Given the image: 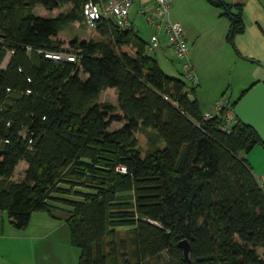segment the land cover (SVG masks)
Wrapping results in <instances>:
<instances>
[{"label":"trees","instance_id":"1","mask_svg":"<svg viewBox=\"0 0 264 264\" xmlns=\"http://www.w3.org/2000/svg\"><path fill=\"white\" fill-rule=\"evenodd\" d=\"M84 1L0 0V137L9 139L0 142V211L16 228L38 210L62 219L78 264H188L180 240L189 264H264V183L239 156L264 142L238 119L228 132L222 114L204 119L194 88L112 17L91 29L97 37L70 38L75 61L37 52L63 48L56 37L85 24ZM221 5L232 37L242 32L241 3ZM108 88L116 103L99 100ZM139 129L149 131L145 150Z\"/></svg>","mask_w":264,"mask_h":264},{"label":"crops","instance_id":"2","mask_svg":"<svg viewBox=\"0 0 264 264\" xmlns=\"http://www.w3.org/2000/svg\"><path fill=\"white\" fill-rule=\"evenodd\" d=\"M222 3L242 5L244 29L233 35L232 43L229 40L231 19L223 13L221 3L215 5L209 0H173L165 15L171 20L178 21L182 26L184 37L189 44L188 57L197 75V81L191 86L195 95L200 94L201 102L211 104L210 109L204 112L214 109L215 102L221 99L219 95L225 96V93L229 92V95L225 96L227 98L222 101L233 105L234 100L238 99L244 90L256 82L264 81V0H222ZM144 6L151 9L152 0H134L129 10L131 26L138 34L139 28L136 29L132 22L130 12L135 8V16H144L140 12ZM65 7L69 9L70 5L66 4ZM46 11L41 10L39 15L48 14ZM50 12L55 15L58 10ZM145 20L146 26L152 31L146 39L139 35L147 43V53L154 56L160 64L161 59L164 60L166 57L152 53L163 46L160 40L162 33L166 36L165 30L164 28L157 30L146 17ZM83 31L87 32L89 37L96 36L89 28H84ZM75 33L74 35L80 38H86L80 32ZM171 49L174 55L173 48ZM177 70L179 71V68ZM204 95L207 97L206 100ZM239 156L247 158L255 173L250 153L244 152ZM24 167L22 164L21 172ZM257 180L264 183V174ZM68 240L69 231L66 223L46 211H34L29 223L23 228L14 227L6 212L0 211V264H66L68 260L69 264L72 262V249Z\"/></svg>","mask_w":264,"mask_h":264},{"label":"built area","instance_id":"3","mask_svg":"<svg viewBox=\"0 0 264 264\" xmlns=\"http://www.w3.org/2000/svg\"><path fill=\"white\" fill-rule=\"evenodd\" d=\"M172 1L152 0V8L148 9L147 6H144L140 9V12L155 29L159 30L160 28H164L167 42L173 48L175 58L180 62L184 78L189 80L190 84H194L197 81V75L188 57L189 45L184 37L182 26L178 21L171 20L165 16L168 13ZM133 2L134 0H104L102 2L98 0H85L82 6L84 22L89 28H93L102 17H112L121 28H128L131 26L128 15ZM25 48L27 52L32 50L31 45H26ZM36 51L43 53L45 58L56 62L76 60V54L66 48L58 50L37 48ZM8 59L9 57H5L1 66H4ZM18 69L20 70V68ZM27 80L30 81V77H27ZM10 90V87H6V91ZM25 92L29 93L30 89L27 88ZM220 114H222L220 128L227 132L230 131L237 117L234 113V105L226 104L222 99L215 102L213 110L204 112L203 118H210ZM23 132L21 134H24ZM8 141V138L5 137L2 139L0 137V142ZM116 169L126 171L124 165H119Z\"/></svg>","mask_w":264,"mask_h":264},{"label":"rangeland","instance_id":"4","mask_svg":"<svg viewBox=\"0 0 264 264\" xmlns=\"http://www.w3.org/2000/svg\"><path fill=\"white\" fill-rule=\"evenodd\" d=\"M65 5H62L61 7H59L58 11H66L68 8L65 7ZM44 10V8L42 6H35L32 10V12L36 15H39L41 10ZM46 11V10H45ZM57 11V10H56ZM46 13H48L49 15H52L50 11H46ZM130 18L132 20V22L135 24L136 29L139 28V34L144 38H149L148 34L151 33V28H149L147 25V22L145 20V17L142 15H138L135 16V8H133L130 12ZM84 20V18H83ZM84 28H89L87 25L82 23H78V22H73L72 24L68 25L64 30L59 31L56 39H63L64 40V45H62L63 48L69 49L68 46V39L71 38L74 34H76L75 32H80L81 34H84L86 38H89V34L87 35V32L83 31ZM92 29V28H89ZM97 37V36H95ZM161 39L160 40L163 44L162 47L158 48L155 52H153L152 54L155 55L156 53L159 54V56L163 55L164 57H166L164 60L161 59L160 62V66L161 68L166 71V73L170 74V75H179L180 77H182L185 82H186V88L190 89V81L187 80L186 78H184L183 74H182V70H181V65L180 62L175 58V56L172 53V49L169 46L166 36L162 33L161 34ZM164 42V43H163ZM189 45V44H188ZM189 47V46H188ZM9 52L7 53L6 57H9ZM6 64V62H5ZM179 68V71L177 70ZM197 87V86H196ZM195 87V88H196ZM225 96L229 95L228 93H225ZM199 101V105H200V109L202 112H204L206 109L209 110L211 107L210 103H203L199 100L200 98V94H196L195 95ZM225 96H220L219 98L221 99H226L227 97ZM206 100V96H203ZM100 100H104V101H111L112 103H116V94H115V90L112 89H106L104 90L99 97ZM120 125V123L114 122L112 124L111 127H118ZM135 138L137 140V145L139 146V148H141V150H145L147 148H149L150 143H149V131L148 130H144V129H139L138 131H136L135 133ZM244 151H240L239 154H243ZM246 154L250 153L251 156V160L254 162V171L256 173L257 178H259L260 175L264 174V147L257 144L256 146H254L253 149H251L248 152H245ZM25 164L23 161H20L17 166H16V170L13 174V179L15 180H20L23 176V172H21L20 168L21 165ZM254 173V174H255ZM61 185H63L64 187H69L68 184L61 182ZM76 189H78L79 187H74ZM118 229V235L117 236H125L127 233L128 228L126 226H120L117 227ZM69 241V240H68ZM68 244V243H67ZM71 249H72V262H70L69 264H78L79 261V248L76 247L75 245L71 244ZM71 258V257H70ZM69 261V260H68ZM67 261V263H68ZM66 263V264H67Z\"/></svg>","mask_w":264,"mask_h":264},{"label":"water","instance_id":"5","mask_svg":"<svg viewBox=\"0 0 264 264\" xmlns=\"http://www.w3.org/2000/svg\"><path fill=\"white\" fill-rule=\"evenodd\" d=\"M217 5L222 0H209ZM231 27L229 38H232L233 16H230ZM234 113L237 119L246 126L251 127L259 139L264 142V81L253 84L241 95L234 104ZM178 245L183 249L184 257L189 264V244L186 240H180Z\"/></svg>","mask_w":264,"mask_h":264}]
</instances>
